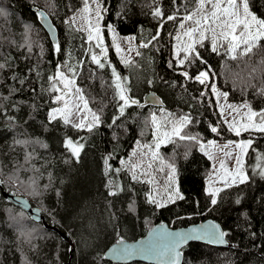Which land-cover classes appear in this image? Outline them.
I'll list each match as a JSON object with an SVG mask.
<instances>
[{"label":"trees","instance_id":"16d2710c","mask_svg":"<svg viewBox=\"0 0 264 264\" xmlns=\"http://www.w3.org/2000/svg\"><path fill=\"white\" fill-rule=\"evenodd\" d=\"M97 0H88L93 2ZM102 4L107 56L92 51L105 63L92 60L87 31L68 19L85 0H0V174L7 188L23 191L52 214L48 225L33 220L18 205L0 198V264H151L118 263L104 256L118 238L137 239L159 221L175 227L207 217L221 222L228 247L193 241L183 247L182 264H264V132L237 135L225 123L213 85L195 80L201 71L213 76L232 102H245L255 112L264 110V40L256 55L232 60L223 47L212 51L209 36L195 50L200 58L181 65L173 54L174 33L182 15L198 8V0H98ZM33 6L45 9L58 31L54 44ZM251 11L264 19V0H249ZM162 13L155 15L156 9ZM173 16L174 20L167 17ZM133 35L137 53L125 63L107 27ZM155 37V39H153ZM57 45L59 49L57 50ZM226 45V43H225ZM185 53L182 51L180 56ZM206 62V63H205ZM100 116L92 131L50 119L62 88L50 79L58 70L72 75ZM113 68L131 99L139 101L120 116L122 101ZM255 68L256 72L252 73ZM188 72V76L183 75ZM156 91L164 105L144 103ZM116 119L115 124L113 120ZM189 117L181 135L160 144L159 158L172 164L182 199L153 203L148 182L133 179L123 166L138 142L149 143L155 130L152 117ZM111 125V127H110ZM216 127L217 132L211 129ZM250 139L243 164V183L222 188L218 196L206 190L212 161L200 150L211 139ZM80 142L77 158L66 140ZM119 169V171H117ZM111 193H115L112 195ZM216 203L213 204L212 200ZM69 231L64 239L58 231Z\"/></svg>","mask_w":264,"mask_h":264},{"label":"snow or ice","instance_id":"6c2138e0","mask_svg":"<svg viewBox=\"0 0 264 264\" xmlns=\"http://www.w3.org/2000/svg\"><path fill=\"white\" fill-rule=\"evenodd\" d=\"M101 5L99 4L98 0L96 2L95 9H92L91 6L88 3V0H85V5L83 8L84 13H91L95 12V15L97 18L101 16ZM7 12L0 8V16H6ZM155 15L161 16L162 13L157 8L155 11ZM41 16L43 14L41 13ZM194 16L198 17L195 19L194 23L196 27L189 28L186 32H184V35L189 37L191 40V43H189L186 47L181 49L179 46L177 47L176 55L179 58L181 51L185 53L183 58L179 59V63L181 65H184L186 61H189V56L193 57V60L200 58L199 52L195 50L196 44H201L205 39H207V33L211 32V44H212V51L216 52L218 51L217 43L218 39L226 41L227 44H221L220 47H223L225 49V52L228 54V56L232 60H238L242 59L244 57H247L251 59L253 56L256 55V51L260 47V41L264 40V19L258 18L254 13L250 11L249 7V0H198V8L195 13H190L185 16V20L187 21H193ZM168 20H174L175 17L169 16L167 17ZM72 20H75V17L72 18ZM88 27L91 29L92 25L89 23ZM180 27L183 29L184 24L181 23ZM95 35H93V31L88 32V41H95L96 46L101 49V55L106 56L107 54V48L103 45V40L100 35L101 30L99 28V23L97 21V26L94 28ZM199 34V40H196L193 38L194 34ZM155 39V37H153ZM180 37H177V40H179ZM115 40V35H114ZM144 47H147V45H143ZM117 52H120L121 49L118 44L115 45ZM59 49V45H57V50ZM89 52L91 54V60L101 69L105 67V63L101 62L100 56L97 55L95 52L92 51L91 46L89 47ZM139 55V53H137ZM125 63H129V61L125 60ZM191 62V61H189ZM206 63V62H205ZM259 63L264 64V60L259 61ZM4 65L0 64V68H3ZM69 72L72 73V77H75L76 75V69L75 68H69ZM256 69H252V73H255ZM113 75L116 79L115 87L118 89V98L119 101H122V103L119 105L118 111L120 116H123L125 113V109L131 105H137L139 104V101L136 99H131L128 95H126V90L121 86L120 84V76L116 73L115 68H113ZM183 75L185 77L188 76V72H184ZM72 77H69L65 74L64 71H57L56 75L53 77H50V79L58 82H62L63 88H56L55 84L53 85L54 91H61L64 93V95H57L55 97L56 101L60 102L63 101V108H54L52 109V113L50 115V119H55L56 114L60 113L63 115V119L65 123H69V101L65 99V96H68L72 93V88L70 85H73L75 83L74 79ZM209 79V74L206 71H201L197 76H195V80L199 81L200 83H205L206 80ZM212 91L216 93L217 97L219 98L221 95H223L224 98L227 97V93L221 94L216 90L215 87L212 88ZM261 94L264 95V89L260 90ZM76 99L83 102V108L88 109V101L83 95V90L79 87L75 88ZM74 107L79 111L80 105L75 104ZM228 108H231L234 112L238 111L239 109L236 106L233 105H227ZM245 107H248L245 105ZM90 112L91 110L88 109ZM224 109L221 108V112H223ZM245 116L247 117V123L237 125L236 123H229V129L232 131H235L237 135L240 134L241 131H248L249 129H258L260 132H264V111L255 112L252 111L249 108V111L245 113ZM257 118L258 121L257 122ZM86 119V117H85ZM85 119H81L79 123H76L74 126L76 128H85L87 127L88 131H92V129L97 126L100 123V116L96 113H92V121L91 123L85 124ZM116 119H119V116L116 117L113 120V124H115ZM153 122H155L156 117H152ZM190 122L189 117L185 116L181 118L179 121L180 127L173 126L171 135L179 137L180 140H187V141H197L196 136H188V135H181V128L186 124ZM227 123V121H225ZM111 127V125H110ZM213 132H217L218 129L216 127H213L211 129ZM165 138L169 136L168 133H164ZM158 142L155 143L154 147L156 149H159L160 147V141L159 138H157ZM67 146L70 148L72 153L78 158L81 149L83 148V145H76L73 143L71 139L67 140ZM214 141H210L209 144H214ZM233 142H229V144H232ZM251 141H240L238 144H236V147L240 149L241 154H243L251 145ZM229 145H225V147H228ZM205 145L203 143H200V150H204ZM143 148L148 149L151 151L153 148V145H144ZM136 153L133 152V156H135ZM157 153L152 152V156L156 157ZM226 155H231L230 152L226 153ZM237 169H236V175L233 177L232 183H236V176L239 177V180L241 183L244 182L247 177L243 174L242 171V155H238L235 157ZM138 167H141L139 164H132L131 168L134 170ZM150 167V165H149ZM172 172L175 173L176 169L173 165H169ZM221 167H224L223 162L221 163ZM119 171V169H117ZM135 173L133 174V179H136ZM227 186V185H226ZM215 192H219L220 189H215ZM112 195H115V193H111ZM177 198L182 199L183 197L179 196L177 192ZM171 199V196L169 197ZM153 203H158L154 198L152 199ZM212 203L215 204V199L212 200ZM158 206H163L159 205ZM178 235V241L182 242L187 239V237ZM215 236L216 234L213 233ZM225 235V233H219V238H222ZM220 242H223L222 239H220ZM174 250V249H173ZM139 251H145L143 249L140 250H134L130 248H120L116 250V255L118 258H128L129 256L133 255L134 252ZM151 251V250H147ZM176 256H179V253H176Z\"/></svg>","mask_w":264,"mask_h":264},{"label":"rangeland","instance_id":"374dc122","mask_svg":"<svg viewBox=\"0 0 264 264\" xmlns=\"http://www.w3.org/2000/svg\"><path fill=\"white\" fill-rule=\"evenodd\" d=\"M96 2L97 1L88 2V3L92 9H95ZM99 4L102 6V4L100 2H99ZM83 8H84V6L79 8L74 14L69 16L68 19L71 20L72 22H74L78 27L86 30L87 31V37H88L89 31H93V35H95L94 28L97 26V21H98L99 28L101 30L100 35H101L102 40H103V45H104V47L107 48V46L105 44V39H104V30H105L104 28L105 27L103 24L102 7H101V16L99 18L96 17L94 11L91 13H84L82 11ZM196 11L197 10H195L193 12H189L188 14L195 13ZM250 11H251V9H250ZM188 14H186V15H188ZM186 15H184V16L182 15L180 22L178 24V27L174 33L175 42L173 45V54L176 58H178L176 55L177 47L179 46L181 49H183L189 43H191V40L189 39V37L184 35V32H186L189 28L196 27L194 21L198 17L194 16L193 21H187L184 19ZM73 17H75L74 21L72 20ZM89 23H91V25H92L91 29L88 27ZM181 23L184 24L183 29L180 27ZM107 31L109 33L111 40L114 42V45H116V44L119 45L121 51L118 52V54L125 60L131 59L137 53L138 46H142V42H137L133 35L120 34L112 26H108ZM114 35H115V40H114ZM206 35L209 36L211 39V32H208ZM178 36L180 37L179 40H177ZM193 38L196 40H199V34L198 33L194 34ZM87 41H88V39H87ZM88 43L92 48L95 47L96 50L101 55V49L96 46L95 41H91V42L88 41ZM225 43L227 44L226 41L218 39L217 47H219L221 44H225ZM143 45H144V43H143ZM101 56L103 58H105L107 56V54H106V56H104V55H101ZM181 58H183V57L180 56L178 58V60ZM59 71H62V70H59ZM208 74H209V79L205 81V84L213 85V87H215L216 90L218 92H220L221 94L226 93L225 91L221 90L220 87L216 84L215 74H213V76H211V74L209 72H208ZM66 75L69 77H72V75H69V74H66ZM72 78L75 81V83L73 85H70V87L72 88V93L68 96H65V99H67L69 101V110H68V113H66L69 115V122L75 125L76 123H79L81 119H85V117H86L85 124L91 123L92 113H94V111L91 108H89V106H88V109L91 110L90 112L88 111V109H84L83 108V102L76 99L77 94L75 93V88H77L79 86L77 84L76 78L75 77H72ZM60 83H61L62 88H63L62 82H60ZM123 88L125 89V87H123ZM59 95H64V93L61 92ZM83 95H84V93H83ZM126 95H128L127 91H126ZM215 95H216V93H215ZM84 97H85V95H84ZM216 97H217V95H216ZM217 103H218V106L220 107V110H221V108L224 109V111L221 113H222V117H223L224 121H227V123L226 122L225 123L227 124L228 127H229V123H236L237 125L247 123V117L245 116V113H247L249 111V108H250L247 103H245L243 101L242 102H232V101H229L227 99V97L224 98L223 95H221L219 98L217 97ZM75 104L80 105L79 111L76 109V107H74ZM227 105L236 106L239 110L234 112L231 108H228ZM245 105H247L248 107H245ZM54 108H63V101H60L59 104ZM54 108H52V109H54ZM52 109L49 111V117L52 113ZM57 116L63 117V115L60 113H57L56 117ZM180 120H181V118L175 119V118H171L168 116L162 117L160 119L156 118L154 136H153L152 140L149 143L138 142L135 145L132 152L130 153V155L122 161L123 166L132 174V176L135 173V175L137 177L136 179L144 180V181L149 183L150 190H149L148 194L150 196V199L152 200L154 198L156 201H158V204H165V203L171 202L172 200L176 199L177 198V195H176L177 192L180 196L179 188L177 185L176 173H173L171 168L169 167V165H172V164L167 163L163 159L159 158L158 155H156V157L152 156V152L157 153V151H158V149H156L154 147L155 143L158 142L157 138H159V141L161 142L160 144L164 143L169 138H171V136H173V135H171L173 126L180 127V124H179ZM257 122H259L258 118H257ZM85 128H87V127H85ZM249 130H258V129L253 128V129H249ZM164 133H168L169 136L167 138H165ZM67 140H69V139H67ZM67 140H66V142H67ZM210 141H214L215 143L209 144ZM240 141H251V140L250 139H244V138L243 139L242 138L229 139V140L211 139L209 141H203L202 142L205 145L203 151L208 155V157L212 161L211 170H210V172L206 178V190L208 192L212 193L215 197H217L218 193H219V192H215L214 191L215 189L221 190L222 188L226 187V185L228 186L231 184L240 183L238 176H236V183H232L233 177L236 175V169H237L235 157L238 155H242L241 165H242V171L244 174L243 164L245 161L246 152L249 149L248 148L243 154H241L240 149L236 147V144H238ZM229 142H233V143L229 144ZM73 143L76 145L82 144L80 142H75V141H73ZM66 145H67V143H66ZM144 145H153V148L151 149V151H149L148 149L143 148ZM225 145H229V146L225 147ZM133 152L136 153L135 156H133ZM228 152L231 153L230 156L226 155V153H228ZM222 162L224 164L223 168L221 167ZM132 164H139V165H141V167H138V168L133 170L131 168ZM149 165H150V167H149ZM18 192L22 193L23 191L19 190ZM170 196H171V199H169ZM44 210H45L46 215L49 214L50 216H52V214L50 212H48L45 208H44ZM64 228H65L64 232L67 231L69 233L68 229L66 227H64Z\"/></svg>","mask_w":264,"mask_h":264},{"label":"water","instance_id":"95a60500","mask_svg":"<svg viewBox=\"0 0 264 264\" xmlns=\"http://www.w3.org/2000/svg\"><path fill=\"white\" fill-rule=\"evenodd\" d=\"M38 14L40 23L48 32L52 42L58 44V31L49 13L39 7H32ZM41 13L43 16H41ZM144 103L148 105H164L161 96L154 90L144 95ZM3 187L2 175L0 174V188ZM4 197L25 210L35 221H44L45 214L43 207L38 205L25 193L4 192ZM59 232L64 239H69L70 234L61 231L56 226H50ZM225 233L220 221L213 217H207L198 222L175 227L167 221L155 223L144 236L137 239L118 238L106 250L105 257L118 263H130L133 261H144L151 264H182L184 261V251L182 248L193 241L212 244L214 246H228L229 242L226 234L219 238V233ZM213 233L216 235L214 236ZM187 237L182 242L178 241V235ZM220 239L223 242H220ZM120 248H130L134 250L143 249L145 251L134 252L128 258H118L116 250ZM174 249V250H173ZM151 250V251H147ZM179 253V256H176Z\"/></svg>","mask_w":264,"mask_h":264},{"label":"bare ground","instance_id":"6f19581e","mask_svg":"<svg viewBox=\"0 0 264 264\" xmlns=\"http://www.w3.org/2000/svg\"><path fill=\"white\" fill-rule=\"evenodd\" d=\"M2 182H3V179H2ZM4 183H3V187L2 188H0V192L2 193V195H4V192H12V191H10V190H7V189H4ZM43 210H44V208H43ZM44 214H45V219H44V221H43V223H45V225H48L47 224V222H46V213H45V210H44ZM42 221V220H41ZM57 227V226H56ZM62 231V230H61ZM64 232V231H63ZM224 232H225V229H224ZM225 234H226V232H225ZM226 237H227V234H226ZM227 239H228V237H227ZM228 242H229V245L228 246H230V241H229V239H228ZM203 243V242H202ZM190 244V243H189ZM228 246H217V247H228ZM182 250H183V248H182ZM104 256H105V252H104ZM112 261V260H111ZM114 262V261H113Z\"/></svg>","mask_w":264,"mask_h":264},{"label":"flooded vegetation","instance_id":"af4514ba","mask_svg":"<svg viewBox=\"0 0 264 264\" xmlns=\"http://www.w3.org/2000/svg\"><path fill=\"white\" fill-rule=\"evenodd\" d=\"M4 189H7V190H10V191H12L13 193H19V192H17V191H14V189L12 190V189H10V188H7L6 186H4ZM2 192V191H1ZM0 192V198L1 197H3L4 195H2V193ZM6 198V197H5ZM7 199H8V197H7ZM9 200V199H8ZM43 222V221H42ZM46 222H47V224H49L48 223V220H47V215H46ZM45 224V223H44Z\"/></svg>","mask_w":264,"mask_h":264},{"label":"crops","instance_id":"0c3cea01","mask_svg":"<svg viewBox=\"0 0 264 264\" xmlns=\"http://www.w3.org/2000/svg\"><path fill=\"white\" fill-rule=\"evenodd\" d=\"M264 111V110H263Z\"/></svg>","mask_w":264,"mask_h":264}]
</instances>
